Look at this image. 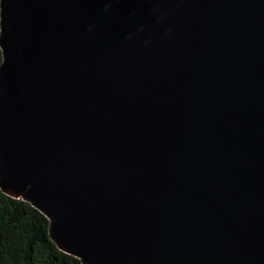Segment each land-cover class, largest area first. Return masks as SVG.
Masks as SVG:
<instances>
[{
    "label": "water",
    "instance_id": "obj_1",
    "mask_svg": "<svg viewBox=\"0 0 264 264\" xmlns=\"http://www.w3.org/2000/svg\"><path fill=\"white\" fill-rule=\"evenodd\" d=\"M0 189L83 264H264V0H0Z\"/></svg>",
    "mask_w": 264,
    "mask_h": 264
},
{
    "label": "trees",
    "instance_id": "obj_2",
    "mask_svg": "<svg viewBox=\"0 0 264 264\" xmlns=\"http://www.w3.org/2000/svg\"><path fill=\"white\" fill-rule=\"evenodd\" d=\"M0 53L1 64V48ZM49 227V219L30 202L0 189V264H83L58 248Z\"/></svg>",
    "mask_w": 264,
    "mask_h": 264
},
{
    "label": "rangeland",
    "instance_id": "obj_3",
    "mask_svg": "<svg viewBox=\"0 0 264 264\" xmlns=\"http://www.w3.org/2000/svg\"><path fill=\"white\" fill-rule=\"evenodd\" d=\"M0 57H1V53H0Z\"/></svg>",
    "mask_w": 264,
    "mask_h": 264
}]
</instances>
